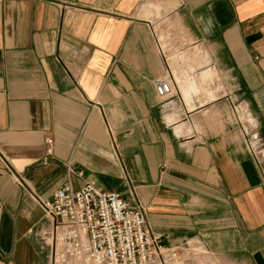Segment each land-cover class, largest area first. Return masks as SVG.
I'll return each instance as SVG.
<instances>
[{
  "label": "crops",
  "instance_id": "1",
  "mask_svg": "<svg viewBox=\"0 0 264 264\" xmlns=\"http://www.w3.org/2000/svg\"><path fill=\"white\" fill-rule=\"evenodd\" d=\"M145 1L0 0V264H48L38 201L87 182L140 206L165 248L196 242L181 264H264V163L230 106L264 148V0ZM160 9L197 46L163 53L178 87L164 102Z\"/></svg>",
  "mask_w": 264,
  "mask_h": 264
},
{
  "label": "built area",
  "instance_id": "2",
  "mask_svg": "<svg viewBox=\"0 0 264 264\" xmlns=\"http://www.w3.org/2000/svg\"><path fill=\"white\" fill-rule=\"evenodd\" d=\"M151 34L165 64L164 76L152 85L156 97L164 102L172 96L176 83L154 28ZM230 106L247 154L255 164H263L257 124L241 104L234 101ZM45 146L43 163L53 156L52 139H46ZM38 205L42 225L37 237L41 248L47 250L48 264H181L201 253L191 240L175 249L165 248L160 243L162 236L148 231L141 209L91 182L76 191L69 185L61 187L51 200L38 201Z\"/></svg>",
  "mask_w": 264,
  "mask_h": 264
},
{
  "label": "rangeland",
  "instance_id": "3",
  "mask_svg": "<svg viewBox=\"0 0 264 264\" xmlns=\"http://www.w3.org/2000/svg\"><path fill=\"white\" fill-rule=\"evenodd\" d=\"M150 1L157 4L160 3L161 5L165 2V0H147L140 5L141 7H139V9L145 12L146 11L145 7L147 6V3H149ZM164 13H166V11ZM161 14H162L161 9L159 12H155V11L153 12V15L156 18V20L154 21L155 24L154 23L153 24H154V32L156 38L159 41L163 53H165V55H170L174 53L175 55H177L183 53L184 56H188L192 51L193 47H197V46L192 45L190 41L186 40L182 31L177 27L174 21L165 18V16H162ZM181 64L183 63L181 62ZM209 87L212 89V91L214 90L219 91L220 90L219 79L216 78V80H214V83L211 84ZM185 102L187 103L188 101L186 100ZM136 207L141 209L140 206H136Z\"/></svg>",
  "mask_w": 264,
  "mask_h": 264
},
{
  "label": "bare ground",
  "instance_id": "4",
  "mask_svg": "<svg viewBox=\"0 0 264 264\" xmlns=\"http://www.w3.org/2000/svg\"><path fill=\"white\" fill-rule=\"evenodd\" d=\"M161 48V47H160ZM162 50V49H161ZM163 52V51H162ZM192 53V52H191ZM177 56V55H176ZM182 56V55H181ZM179 57V56H178ZM192 57V56H191ZM182 58H184V57H182ZM169 59H171V58H169ZM169 59H167V64H168V60ZM197 60V59H196ZM206 60V59H205ZM171 61L172 62H174L175 61V59L174 58H172L171 59ZM192 61V60H191ZM183 62V61H182ZM197 62V61H196ZM196 62H194V63H196ZM205 62V64H206V61H204ZM180 63V62H179ZM185 63V62H184ZM188 63V62H187ZM173 64V63H172ZM172 64H171V68H172ZM197 64H199V63H197ZM197 66V65H196ZM169 67V66H168ZM177 67V66H176ZM178 68V67H177ZM187 69H189V68H187ZM190 70V69H189ZM183 71V70H182ZM170 72H171V70H170ZM184 72V71H183ZM191 72V71H190ZM171 74H172V76H173V73L171 72ZM187 74V73H186ZM186 74H184V75H186ZM193 74V73H192ZM207 76V75H206ZM191 79V78H190ZM192 80V79H191ZM175 81V80H174ZM189 82V81H188ZM190 82H193V81H190ZM176 83V82H175ZM192 86V85H191ZM188 87V86H187ZM191 88V87H190ZM176 89H178V87H177V83H176ZM193 89V88H192ZM189 90V89H188ZM195 92V91H194ZM191 93V92H190ZM184 96V95H183ZM200 97H201V95H200ZM188 98H190L189 96H188ZM186 100V99H185ZM190 100V99H189ZM188 101V100H187ZM188 104V103H187ZM179 130V129H178ZM178 130H176V131H178ZM179 132V131H178ZM178 134V133H177ZM180 135V134H179Z\"/></svg>",
  "mask_w": 264,
  "mask_h": 264
}]
</instances>
